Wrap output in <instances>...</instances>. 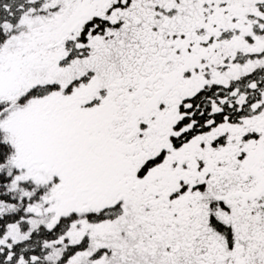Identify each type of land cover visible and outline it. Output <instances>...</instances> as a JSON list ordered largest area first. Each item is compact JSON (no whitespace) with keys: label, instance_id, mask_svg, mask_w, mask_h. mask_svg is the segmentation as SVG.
<instances>
[{"label":"snow or ice","instance_id":"6c2138e0","mask_svg":"<svg viewBox=\"0 0 264 264\" xmlns=\"http://www.w3.org/2000/svg\"><path fill=\"white\" fill-rule=\"evenodd\" d=\"M0 264H264V0H0Z\"/></svg>","mask_w":264,"mask_h":264}]
</instances>
